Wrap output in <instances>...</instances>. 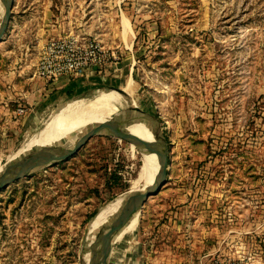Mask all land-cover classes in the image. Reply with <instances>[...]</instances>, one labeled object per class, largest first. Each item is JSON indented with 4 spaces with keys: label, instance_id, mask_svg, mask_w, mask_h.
Wrapping results in <instances>:
<instances>
[{
    "label": "rangeland",
    "instance_id": "obj_1",
    "mask_svg": "<svg viewBox=\"0 0 264 264\" xmlns=\"http://www.w3.org/2000/svg\"><path fill=\"white\" fill-rule=\"evenodd\" d=\"M60 36L101 41L117 55L102 76L121 89L134 83L124 110L88 103L77 112L92 116L69 123L137 105L168 142L167 183L107 264H264V0H15L0 42L2 168L53 122L57 109L34 118L17 110L39 90L43 45ZM143 164L139 148L106 131L9 185L0 192V264H86L91 232L144 189L134 187Z\"/></svg>",
    "mask_w": 264,
    "mask_h": 264
},
{
    "label": "water",
    "instance_id": "obj_2",
    "mask_svg": "<svg viewBox=\"0 0 264 264\" xmlns=\"http://www.w3.org/2000/svg\"><path fill=\"white\" fill-rule=\"evenodd\" d=\"M2 5V15L0 16V42L9 29L15 0H0ZM124 97H128L126 92L119 87H113ZM82 95V94H81ZM58 110V109H57ZM130 112L133 114H122L118 117L113 115L99 123H95L85 133L79 136L72 146L56 145H37L36 149H31L18 160L7 164L0 171V192L12 183L30 176L35 170L55 163L63 162L75 156L93 137L104 132L118 133L122 127L132 123L143 122L148 126L154 137L153 141L147 144L148 149L155 153L158 158L159 168L155 175L152 185L130 194L123 205L120 215L111 225L110 230L104 234L90 249V255L86 264H107V256L119 239L118 235L123 229L140 214L146 202L153 196L160 193L168 180L169 171V147L160 127H154L151 122L158 123L157 117L152 113L134 105Z\"/></svg>",
    "mask_w": 264,
    "mask_h": 264
},
{
    "label": "crops",
    "instance_id": "obj_3",
    "mask_svg": "<svg viewBox=\"0 0 264 264\" xmlns=\"http://www.w3.org/2000/svg\"><path fill=\"white\" fill-rule=\"evenodd\" d=\"M0 9H1V6H0ZM102 75L103 74L99 73L98 70L93 69L86 76H83V77L65 76V77L59 78L58 80L54 82H48L44 79L37 77L40 81V83L38 84L39 90H36L34 93L32 92L33 94H30L28 96V99L26 100L27 104L23 105L26 108L25 116L29 112L30 114L29 118H32L34 114L32 113L33 111H38L39 109L42 110L45 107L48 108V111L46 110L47 113H50V112L52 113L56 109H58L57 111L60 110V112L58 113L55 112L57 114L54 113L51 116V118H49L48 121H53V122L51 123L50 127H48V129H45V130H43V128L40 129V132L37 135H34L30 139H28L29 142L26 143L24 147L34 142L41 135L45 134L50 129L54 128L55 126L68 123L67 121L65 122L61 119L66 117L67 114H69L72 110L77 109L78 107L87 105L88 103H97V105L102 106L106 109H108L109 107H116V108L120 107L121 110H124L123 107L126 105H129L128 101L123 99L122 95L119 94L115 89H113V87H117L118 80L117 79L107 80ZM123 87H122V90H123ZM96 88L98 89L100 88L97 94L90 93L92 90ZM85 93H89V94H85ZM81 94H85V95L80 96L76 98L75 100L71 101L74 103L61 107L68 100H71ZM91 97H95V98H91ZM43 145H50V144H43ZM0 168H2L1 164H0ZM137 226H138V221L136 220V222L131 226V228L132 227L133 228L130 229L126 235H128L131 232H135L138 228ZM130 254H131V250L130 248H127L124 255L127 256ZM124 255H122V257H125Z\"/></svg>",
    "mask_w": 264,
    "mask_h": 264
},
{
    "label": "bare ground",
    "instance_id": "obj_4",
    "mask_svg": "<svg viewBox=\"0 0 264 264\" xmlns=\"http://www.w3.org/2000/svg\"><path fill=\"white\" fill-rule=\"evenodd\" d=\"M1 6V15H2V5ZM0 15V16H1ZM123 90L126 92L128 96H133L134 92V83L132 79H129L127 83H125ZM124 99V98H123ZM121 100V99H120ZM126 100V99H125ZM123 102V101H122ZM92 104V103H91ZM88 106H92L87 104ZM87 105L78 107L77 109L72 110L69 114H67L68 117V123H64L58 126H55L54 128L50 129L48 132L45 134L41 135L38 139H36L34 142L29 144L28 146L24 147L21 151L30 148L31 146L34 145H43V144H50L52 145L54 142H58L60 140H67L69 142L73 141V139L76 136L81 135L84 133V131H87V129L91 128L92 125L95 123L102 122L106 119H91L87 121L85 124L83 123H69V120H75L76 122L81 120H84L86 118H90L92 116V112L87 111L85 114H80L77 111L80 108L87 107ZM71 107V106H70ZM64 109V108H62ZM69 109V107H68ZM60 112L57 111V113ZM62 112V111H61ZM55 113V114H57ZM63 113V112H62ZM66 114V113H65ZM53 118V117H52ZM54 120V119H52ZM49 123L52 121H48ZM66 122V120H65ZM110 133V132H109ZM111 135L121 139L128 141L132 144V146L135 148H139L142 152V159H143V166L141 168V171L139 173L138 178L134 181V187H139L141 185H144L145 187H148L154 183L155 175L158 171L159 168V163H158V158L155 153H152L149 149L147 144L149 141H153L154 137L152 135V132L150 129L147 127V125H135V124H130L128 126L122 127L120 132L118 133H110ZM20 152V151H19ZM125 203V200L122 202V204L115 210V212L107 218L101 226L94 232V230L91 232L92 233V239L90 242L86 245L91 249V247L99 241V239L106 234L110 228L111 225L114 224L118 216L120 215V212L123 208V205ZM134 219V218H133ZM102 221V220H101ZM100 222V221H99ZM136 222L135 220H132L124 229L123 231L118 235L120 238L134 223ZM99 225V224H98ZM97 227V226H96ZM94 232V233H93ZM87 247H85L86 249ZM88 252L86 254V260L88 261L89 254ZM111 253V251H110ZM110 253L107 256V261L108 257L110 256Z\"/></svg>",
    "mask_w": 264,
    "mask_h": 264
},
{
    "label": "built area",
    "instance_id": "obj_5",
    "mask_svg": "<svg viewBox=\"0 0 264 264\" xmlns=\"http://www.w3.org/2000/svg\"><path fill=\"white\" fill-rule=\"evenodd\" d=\"M117 62L116 51H112L96 39L78 36H60L47 41L40 52L36 67L37 77L54 82L61 77H83L91 70L107 73L113 62ZM25 107L17 113L23 115Z\"/></svg>",
    "mask_w": 264,
    "mask_h": 264
},
{
    "label": "trees",
    "instance_id": "obj_6",
    "mask_svg": "<svg viewBox=\"0 0 264 264\" xmlns=\"http://www.w3.org/2000/svg\"><path fill=\"white\" fill-rule=\"evenodd\" d=\"M115 180H117V177H116V179H115ZM94 213H95V212H94ZM94 213L92 214V216L94 215ZM92 216H91V217H92Z\"/></svg>",
    "mask_w": 264,
    "mask_h": 264
}]
</instances>
